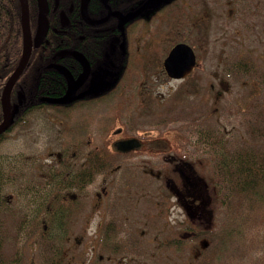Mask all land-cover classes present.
<instances>
[{
  "label": "flooded vegetation",
  "instance_id": "obj_1",
  "mask_svg": "<svg viewBox=\"0 0 264 264\" xmlns=\"http://www.w3.org/2000/svg\"><path fill=\"white\" fill-rule=\"evenodd\" d=\"M43 1L46 28L38 42L41 2L26 4L32 48L46 59L47 91L39 99L48 105L0 133V145L15 132L23 141L0 169V250L8 247V263L43 236L56 243L59 264L219 262L222 238L207 236L215 231L221 178L243 176L235 163L264 159V0H163L122 25L118 14L147 0H87L88 21L85 0ZM178 44L193 51L187 71L165 64ZM78 55L88 67L74 93L82 96L46 102L68 91L58 67L73 81L83 74ZM9 98L11 110L17 104ZM46 111L49 122H30ZM194 131L202 138L189 139ZM225 163L231 171L222 170ZM108 230L116 236L100 250Z\"/></svg>",
  "mask_w": 264,
  "mask_h": 264
},
{
  "label": "trees",
  "instance_id": "obj_2",
  "mask_svg": "<svg viewBox=\"0 0 264 264\" xmlns=\"http://www.w3.org/2000/svg\"><path fill=\"white\" fill-rule=\"evenodd\" d=\"M21 13L18 0H0V91L1 88L8 81L10 76L17 68L23 51L22 29H21ZM46 63V59L42 61L39 53V47H33L29 59L25 65L23 72L18 77L10 94L9 101L11 104H17L19 93L23 95L22 104L18 107V112L13 119L12 126L16 123L23 121L22 117L27 111L33 112L40 109L47 103L41 101L39 97L42 93L47 91L45 84L42 81V74L44 71L43 63ZM51 85H55L58 88L60 83L54 82ZM52 86V88H53ZM52 92H49L51 94ZM0 122H1V105H0ZM209 134L206 136L208 139H213L212 131L208 130ZM97 165V164H96ZM236 168L243 176L236 177H223L222 180V203L227 197H230V202H234L232 209L239 212L241 205L247 208L252 207L249 214L252 217L254 210H260L264 216V188L261 184L264 182V159H258L253 161H243L235 163ZM227 167V168H226ZM232 164L225 163L222 166V170L231 171ZM221 198V197H220ZM31 228V225H28ZM109 239L98 244L100 250H103L106 246H112V239L116 236V233L112 230H108ZM235 236H225L221 239V249L225 252L227 247H223L226 242V238H232ZM208 238H213V231ZM233 241L229 240L228 243ZM118 244V243H116ZM124 246L125 243H120ZM35 249H33V248ZM27 252L23 251L22 257L16 263L10 262L3 257L0 250V264H35L34 263V251L39 254L40 264H59L58 251L56 243L52 239H47L43 236L41 240L28 245ZM230 248V247H229ZM25 250V246H23ZM211 247L209 250H212ZM214 250L216 248L214 247ZM221 251V250H220ZM223 253V252H222Z\"/></svg>",
  "mask_w": 264,
  "mask_h": 264
},
{
  "label": "rangeland",
  "instance_id": "obj_3",
  "mask_svg": "<svg viewBox=\"0 0 264 264\" xmlns=\"http://www.w3.org/2000/svg\"><path fill=\"white\" fill-rule=\"evenodd\" d=\"M264 5V3H263ZM191 30L187 33L189 42H192L194 39L191 37ZM174 38V36H173ZM161 48V50H159ZM166 49V46L162 44V46H158L159 53L164 52ZM163 54V53H162ZM130 90H135V84L132 83ZM165 91V87L157 88L156 92H160L161 94ZM151 103L154 104L155 101L151 98ZM44 116V117H43ZM40 113H36L33 117L30 119V122L42 124L43 122H49L51 118H53V114L49 111H46L45 115ZM213 117L210 119L212 120ZM209 120L208 122H210ZM205 131H210V129H203ZM189 133V132H188ZM93 134H95V137H98L97 131H93ZM188 138L191 140H195L199 137L195 131L194 134H189ZM22 136L21 134L15 132L13 137L8 141L4 142L2 145H0V169L2 168L4 164V158L8 154H14L19 152V150L22 148ZM261 187L264 188V182L261 184ZM220 204L216 207L215 213H214V227L215 231L213 234H217L220 236H236L232 238H226V242L223 244V247H227L228 249L222 251L221 247L218 249L221 252H224L226 255H221L218 259L219 262L215 264H231L229 262H232L233 259L236 261L234 263L236 264H264V216L263 213L260 210H254L253 215L251 216L250 211L252 207L247 208L244 205H241V208L238 211L233 210L231 207L234 202H230V197H227L225 201L223 200L222 203V196L220 195ZM164 234V233H163ZM222 238V237H221ZM233 241L232 243H228V241ZM195 243L192 241L188 242L187 250L192 251L194 249ZM230 247V248H229ZM146 249V248H144ZM214 249V248H213ZM212 249V250H213ZM147 250V249H146ZM150 250V249H149ZM168 251H173L171 248H168ZM211 251V250H210ZM2 254L5 257V259L8 260V247L2 250ZM36 255V254H35ZM125 264H179L180 259L177 257H174L173 259H164V258H158L157 261L150 258L145 259H136V261L131 262L129 259H125Z\"/></svg>",
  "mask_w": 264,
  "mask_h": 264
},
{
  "label": "water",
  "instance_id": "obj_4",
  "mask_svg": "<svg viewBox=\"0 0 264 264\" xmlns=\"http://www.w3.org/2000/svg\"><path fill=\"white\" fill-rule=\"evenodd\" d=\"M162 1L163 0H147L134 13L128 14L126 16H122V15L118 14L120 16V25H122V23L124 21H126L127 19H130V18L137 16L144 9L155 7V6L159 5ZM40 2H41V17H40V22H39V30H38V33H37V36L35 39L36 42L39 41V39L41 38V36H42V34L46 28V20L44 17L46 6H45V3L43 0H40ZM86 3H87V0H85L84 2L81 3V13H82V16L84 17V19L88 21V17L86 15ZM21 7H22L23 51H22L21 60L18 64L16 70L14 71V73L11 75V77L6 82V84L2 90V93H1L3 121L0 124V133H2L4 130H6L8 128V126L12 123L13 117L15 116V114L18 111V107L22 103V98L20 95L18 98L17 105H13L12 109L9 110L8 98H9L10 92H11L16 80L18 79V77L22 73V71H23V69L27 63V60L29 58L31 48H32V40H31L29 26H28V15H27L26 0H21ZM92 23H95V22H92ZM77 57H78L79 61L84 65L83 74L76 81H73L64 69L58 67L59 70L61 72H63L68 79V91H67L66 95L63 96L62 98L45 99L46 102L65 104V103H69L75 99H78L82 96V94L74 95V93H75V90L84 82V80L87 76V73H88V67H87L86 61L83 59V57H80L79 55ZM193 63H194L193 51L189 46H187L185 44L176 45L171 50V52L168 55V57L166 58V62H165L166 66H169V67L172 66L173 68L178 67L179 69L184 70V71L191 69ZM179 75H181V74H179ZM129 142L130 141L117 142L116 146L117 147H120V146L128 147Z\"/></svg>",
  "mask_w": 264,
  "mask_h": 264
}]
</instances>
